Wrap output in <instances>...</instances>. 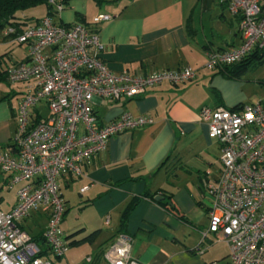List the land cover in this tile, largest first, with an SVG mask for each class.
<instances>
[{"label":"crops","instance_id":"obj_1","mask_svg":"<svg viewBox=\"0 0 264 264\" xmlns=\"http://www.w3.org/2000/svg\"><path fill=\"white\" fill-rule=\"evenodd\" d=\"M63 5L52 15L56 24L80 21L92 26L94 16H111L94 26L104 44L101 59L114 73L145 75L190 65L195 74L184 84L162 83L130 99L94 98L90 108L99 125L125 110L151 117L153 123L111 137L106 150L83 165L81 176L59 178L65 204L60 228L64 238L75 232L65 238L68 249L62 257H55L41 238L47 222L43 207L32 210L21 228L41 248L40 257L54 264H107L104 251L119 232L131 237L130 256L143 264H229L220 233H207L203 252H196L200 232L209 224L204 191L221 169L219 144L208 136L199 112L204 105L235 107L264 99V73L245 77L252 66L264 69V56L253 57L242 71L236 64L215 70L203 66L208 50H227L241 43L238 18L230 14L227 0H69ZM47 11L39 6L20 13V27L35 24ZM3 30L0 151L11 146L18 104L25 93V84L10 83L5 71L26 58L25 45L5 37ZM246 83L257 86L254 95L246 91ZM37 109L47 114L42 113L43 104ZM6 180L0 173L1 211L12 209L21 185L9 187ZM156 196L163 199L155 200ZM157 201H170L173 211ZM128 205L132 208L122 223ZM71 207L74 218L68 217Z\"/></svg>","mask_w":264,"mask_h":264},{"label":"built area","instance_id":"obj_2","mask_svg":"<svg viewBox=\"0 0 264 264\" xmlns=\"http://www.w3.org/2000/svg\"><path fill=\"white\" fill-rule=\"evenodd\" d=\"M48 4L51 15L27 27L3 30L5 37L25 45L26 58L5 71L10 83L25 84V93L18 104L11 146L0 151V173L7 176V185L21 183L12 209L0 210V264H54L40 257L41 248L20 226L39 206L47 211L41 238L55 257H62L68 243L60 228L65 204L59 178L81 176L83 165L103 153L111 137L153 123L151 117L125 110L99 125L90 108L94 98L130 99L162 83L184 84L195 74L190 65L145 75L114 73L101 59L104 44L95 27L111 16H94L92 26L80 21L61 25L53 22L52 15L63 9L62 0ZM227 4L238 18L241 43L227 50H208L203 65L208 70L264 52V0H227ZM39 104L46 115L37 109ZM199 116L208 136L219 144L221 169L204 191L209 224L200 232L196 252H203L207 233H220L229 264H264V99L235 107L204 105ZM131 242L129 235L117 233L104 251L105 262L143 264L131 258Z\"/></svg>","mask_w":264,"mask_h":264},{"label":"trees","instance_id":"obj_3","mask_svg":"<svg viewBox=\"0 0 264 264\" xmlns=\"http://www.w3.org/2000/svg\"><path fill=\"white\" fill-rule=\"evenodd\" d=\"M69 0H62V3H66ZM39 6H45L47 8V14H52L50 12V6L48 4V0H0V29H4L7 26L15 27V28H21V18L19 17V14L29 10L33 9ZM258 52H253L252 54L248 55L246 58H244L241 62L236 63V65L239 66L240 71L247 68L248 65L253 63V57H260L259 60H261L264 56V52L261 53L262 56L258 55ZM255 63V62H254ZM223 67V68H228ZM157 203L161 204L167 211L172 212L173 211V205L170 201H157ZM132 208V205H128L125 210L122 213V223H124V220L128 216L130 210ZM75 234H69L65 238L69 240L72 238V236ZM75 241H71V244ZM70 244V243H69Z\"/></svg>","mask_w":264,"mask_h":264},{"label":"rangeland","instance_id":"obj_4","mask_svg":"<svg viewBox=\"0 0 264 264\" xmlns=\"http://www.w3.org/2000/svg\"><path fill=\"white\" fill-rule=\"evenodd\" d=\"M30 10V9H29ZM27 11V10H26ZM252 69H254V67L252 66V67H250V69H249V72H248V74H247V76H245L246 78H251L252 76H253V74L255 73L257 76H260V75H262L263 73H264V69L262 68H259V69H256V70H252ZM257 86L256 85H253V84H250V83H246V91H248V93L250 94V95H254V93H256L257 92V90L258 89H256V91L254 90V88H256ZM250 104V103H249ZM42 113L43 114H46V109H43L42 110ZM68 217L69 218H74L75 217V213H74V209H73V207H71L70 209H69V211H68Z\"/></svg>","mask_w":264,"mask_h":264},{"label":"water","instance_id":"obj_5","mask_svg":"<svg viewBox=\"0 0 264 264\" xmlns=\"http://www.w3.org/2000/svg\"><path fill=\"white\" fill-rule=\"evenodd\" d=\"M161 199H163L162 196H156V197H155V200H161Z\"/></svg>","mask_w":264,"mask_h":264}]
</instances>
